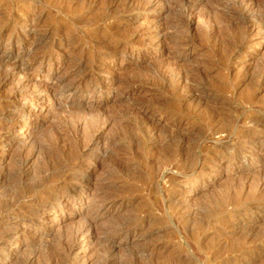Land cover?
<instances>
[{
	"label": "rangeland",
	"instance_id": "obj_1",
	"mask_svg": "<svg viewBox=\"0 0 264 264\" xmlns=\"http://www.w3.org/2000/svg\"><path fill=\"white\" fill-rule=\"evenodd\" d=\"M0 264H264V0H0Z\"/></svg>",
	"mask_w": 264,
	"mask_h": 264
},
{
	"label": "bare ground",
	"instance_id": "obj_2",
	"mask_svg": "<svg viewBox=\"0 0 264 264\" xmlns=\"http://www.w3.org/2000/svg\"><path fill=\"white\" fill-rule=\"evenodd\" d=\"M188 2H189V0H188ZM186 8V7H185ZM184 10V9H183ZM186 11V10H185ZM185 13V12H184ZM243 14H244V12H243ZM246 15H245V18H247V13H245ZM250 14V13H249ZM182 15V14H181ZM244 16V15H243ZM181 19H182V17L181 16H179ZM245 20V19H244ZM246 21V20H245ZM242 27H243V25H242ZM247 28V27H246ZM246 31V30H245ZM244 33V32H243ZM55 151V150H54ZM52 197V196H51ZM55 197V196H54ZM55 200V199H54ZM50 204V203H49ZM123 228V227H122ZM121 228V229H122ZM119 229V228H118ZM116 230H117V228H116Z\"/></svg>",
	"mask_w": 264,
	"mask_h": 264
}]
</instances>
